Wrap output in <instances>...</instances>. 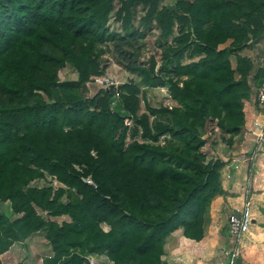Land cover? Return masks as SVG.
<instances>
[{
	"label": "trees",
	"instance_id": "obj_1",
	"mask_svg": "<svg viewBox=\"0 0 264 264\" xmlns=\"http://www.w3.org/2000/svg\"><path fill=\"white\" fill-rule=\"evenodd\" d=\"M164 2L0 0V200L19 216L0 212V256L44 231L54 253L47 264H88L93 255L165 264L171 234L205 237L226 163L206 162L203 133L209 121L243 133L245 102L264 70L242 53L264 38V0ZM113 12L125 34L111 30ZM155 28L164 39L178 31L159 70L154 56L147 68L129 51ZM110 43L130 72L168 86L177 104L140 113L134 83L85 95L91 77L106 73ZM68 65L78 80L61 82ZM46 174L63 187H31Z\"/></svg>",
	"mask_w": 264,
	"mask_h": 264
},
{
	"label": "crops",
	"instance_id": "obj_2",
	"mask_svg": "<svg viewBox=\"0 0 264 264\" xmlns=\"http://www.w3.org/2000/svg\"><path fill=\"white\" fill-rule=\"evenodd\" d=\"M242 55L254 62L255 71L264 70V39L251 44ZM257 91L252 102H246V123L235 148L221 144L212 151L215 159L226 163L221 171L224 194L212 202L205 237L201 241L192 240L183 236L181 230L171 234L163 256L167 264H225L227 249L232 247L228 215L245 206L253 223L239 241L241 257L237 264H264V143L251 160L258 133L264 128V109L255 102Z\"/></svg>",
	"mask_w": 264,
	"mask_h": 264
},
{
	"label": "rangeland",
	"instance_id": "obj_3",
	"mask_svg": "<svg viewBox=\"0 0 264 264\" xmlns=\"http://www.w3.org/2000/svg\"><path fill=\"white\" fill-rule=\"evenodd\" d=\"M164 4L169 7H174L175 0H165ZM120 5H121L120 0H115L116 8L120 7ZM138 10L139 12H138L137 20L140 18V16L143 15L142 8L140 7L138 8ZM136 23L137 22H135V24ZM109 26L113 32L125 34V30H122V23L116 20L114 12L111 15ZM176 36H178L177 28H175V34L168 39H164L161 35V31H159L156 28L153 30H148L146 31L145 37L139 40V44H138L139 48L138 49L134 47L129 48V51L134 50L135 54L138 57L139 64H143L147 68H149V64H150L149 62L151 57L154 56L157 61V70H159L160 66L164 63L163 53L164 51H166L168 46L174 44L173 40ZM263 39H261V41ZM259 42L257 43L255 42L252 45L259 44ZM104 48L106 49V53L103 56V62H104L103 65H106L107 67L106 73L100 76L96 75L91 77L89 82L85 84V89H86L85 95H87L90 98L95 96L101 88L103 89V85L100 84V82L102 81V79L107 78L110 79V81L113 84H115L114 87L116 89H118V87L120 89L121 86L128 83H134L135 85H138L140 87L142 91L140 113L146 112L148 106L158 109L160 107L172 108L177 104L175 100L172 99L168 86L164 88L146 86L143 83L142 75L130 72L126 68V65L123 64V62L119 59L118 55L115 54L114 51L115 47L112 43L108 44L107 46H104ZM184 62L187 63L189 61L185 60ZM59 75L61 82L78 80L77 70L70 65H68L66 68L61 70ZM94 78L95 79L100 78V79H98L96 82ZM258 88L259 85L258 86L254 84L252 85V94L249 101L252 102V99L254 98V94L256 93ZM116 97L119 98V96ZM255 102L257 103L256 99ZM125 123L127 125H131L132 124L131 119L126 118ZM238 137L239 136L233 137L231 135L224 134L219 129L216 121L215 122L209 121L207 129L205 130V133H203V138L207 139V143L202 149L203 153L207 157L206 162L210 160H216L212 155V151L217 150L216 147H220L221 144H225L227 146L228 143L223 139H232L233 146L231 147L234 149ZM138 140H140L141 142L144 141L140 136L138 137ZM168 141H169V136L167 135L166 137H162L159 143L165 144ZM221 182H222V174H221ZM49 184H52V186L56 189L59 187H63V185L56 178L50 176L49 174H46L45 180L44 179L36 180L32 182L31 187L40 188ZM63 201H66V198H64ZM0 212L6 214L11 219H16L19 217L18 215H15L12 212V208L9 202H4L1 200H0ZM44 215H47V213L44 212ZM52 219H55L60 223L63 221H70V218L68 216H64L61 218H52ZM103 228L106 231L110 229V227L106 224L103 225ZM228 236L231 239L230 235ZM53 254L54 253L52 247L49 241L46 239L44 231H41L39 233L34 234L32 237L28 238L24 243L15 244L8 252L1 255L0 264H47V259L52 257ZM164 263L167 264L166 261H164ZM88 264H110V262L106 256L98 257L93 255L88 257Z\"/></svg>",
	"mask_w": 264,
	"mask_h": 264
},
{
	"label": "built area",
	"instance_id": "obj_4",
	"mask_svg": "<svg viewBox=\"0 0 264 264\" xmlns=\"http://www.w3.org/2000/svg\"><path fill=\"white\" fill-rule=\"evenodd\" d=\"M100 78H94V80H97ZM100 84L103 85V89H108L109 87L114 86L110 79L104 78L100 82ZM256 101L258 105L264 109V82L261 84V86L258 88L257 95H256ZM264 143V128L261 129L260 133H258L257 139H256V145L252 152V158L261 151ZM89 184L95 185V183L92 180H87ZM253 223V219L250 216L249 208L245 206V208L241 211L231 213L228 215V232L231 237V248L227 249V261L225 264H237L241 253L239 251V241L241 237L250 229V226Z\"/></svg>",
	"mask_w": 264,
	"mask_h": 264
}]
</instances>
